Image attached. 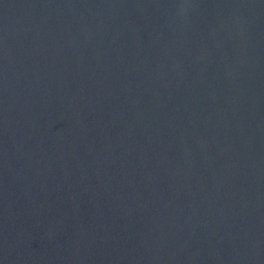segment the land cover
I'll return each mask as SVG.
<instances>
[{
  "label": "water",
  "instance_id": "95a60500",
  "mask_svg": "<svg viewBox=\"0 0 264 264\" xmlns=\"http://www.w3.org/2000/svg\"><path fill=\"white\" fill-rule=\"evenodd\" d=\"M0 264H264V0H0Z\"/></svg>",
  "mask_w": 264,
  "mask_h": 264
}]
</instances>
